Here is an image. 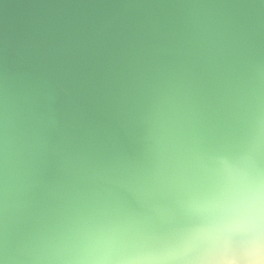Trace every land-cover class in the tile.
<instances>
[{
    "label": "clouds",
    "instance_id": "9594fccd",
    "mask_svg": "<svg viewBox=\"0 0 264 264\" xmlns=\"http://www.w3.org/2000/svg\"><path fill=\"white\" fill-rule=\"evenodd\" d=\"M0 264H264V0H0Z\"/></svg>",
    "mask_w": 264,
    "mask_h": 264
}]
</instances>
